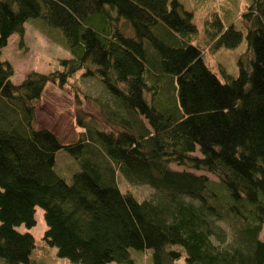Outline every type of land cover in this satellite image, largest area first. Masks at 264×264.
Wrapping results in <instances>:
<instances>
[{
    "label": "trees",
    "instance_id": "1",
    "mask_svg": "<svg viewBox=\"0 0 264 264\" xmlns=\"http://www.w3.org/2000/svg\"><path fill=\"white\" fill-rule=\"evenodd\" d=\"M36 17L72 56L18 83L0 57V264H35L37 206L46 244L76 263L134 264V249L150 264H264V0L241 13L244 32L217 13L206 21L213 47L245 36L252 57L234 76L206 65L178 0H0V54ZM76 73L108 92V128L77 111L82 131L64 142L32 122L46 83ZM59 151L78 163L69 181L55 170ZM117 172L150 198L123 192Z\"/></svg>",
    "mask_w": 264,
    "mask_h": 264
},
{
    "label": "rangeland",
    "instance_id": "2",
    "mask_svg": "<svg viewBox=\"0 0 264 264\" xmlns=\"http://www.w3.org/2000/svg\"><path fill=\"white\" fill-rule=\"evenodd\" d=\"M185 9L192 12V22L196 26L192 41L198 44L203 52L206 65L210 70L220 76V70L226 74L236 75L238 72V59L241 57L247 62L252 57V50L248 47L245 36L234 47H213L208 41L206 21L217 13L224 23H233L238 29L245 31V22L241 13L251 0H178ZM64 38L60 30L48 27L41 17L27 20L24 23L23 41L20 44L18 33H12L7 44L1 49L0 57L8 60L12 65L11 81L20 82L28 72H51L61 68L59 59L70 58V50L63 43ZM110 102L109 94L104 90L100 82L94 77H80L78 73L67 83V86H58L57 83L48 82L44 86L38 103L35 107V119L32 122L34 128L42 127L53 131L62 141L75 140L82 131L76 124V112L85 111L87 121L96 120L98 127L107 129L106 120L102 117L103 103ZM95 117H93V115ZM103 119H101L100 117ZM110 126V125H109ZM197 152V151H196ZM61 153V154H59ZM59 151L56 154V169L67 181L70 180V172L78 168V163L72 156ZM59 154V155H58ZM175 169H183L184 166L171 163ZM71 170V171H70ZM204 173L210 179L217 180L216 176L203 170H194ZM117 183L123 192L132 193L138 200L150 198L153 190L148 185L133 184L127 182L119 172L116 175ZM35 224L29 231L35 240V247L31 252V260L35 264H81L71 261L66 257L56 254L54 246H48L43 239L46 224L43 218V210L40 206L35 208ZM17 229L26 230L23 224ZM264 233V228L262 230ZM130 256L134 264H150L146 251L130 249ZM107 264H117L112 261ZM176 264H185L180 258Z\"/></svg>",
    "mask_w": 264,
    "mask_h": 264
}]
</instances>
